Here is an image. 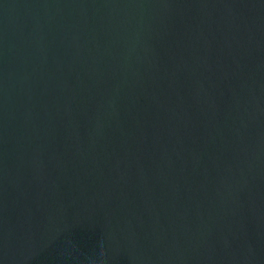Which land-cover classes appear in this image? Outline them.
<instances>
[{
  "label": "water",
  "instance_id": "95a60500",
  "mask_svg": "<svg viewBox=\"0 0 264 264\" xmlns=\"http://www.w3.org/2000/svg\"><path fill=\"white\" fill-rule=\"evenodd\" d=\"M0 264H264V0H0Z\"/></svg>",
  "mask_w": 264,
  "mask_h": 264
}]
</instances>
